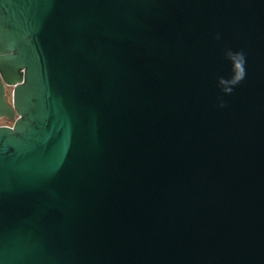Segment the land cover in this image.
I'll return each mask as SVG.
<instances>
[{
    "label": "water",
    "instance_id": "95a60500",
    "mask_svg": "<svg viewBox=\"0 0 264 264\" xmlns=\"http://www.w3.org/2000/svg\"><path fill=\"white\" fill-rule=\"evenodd\" d=\"M2 119L0 264H264V0H0Z\"/></svg>",
    "mask_w": 264,
    "mask_h": 264
},
{
    "label": "clouds",
    "instance_id": "9594fccd",
    "mask_svg": "<svg viewBox=\"0 0 264 264\" xmlns=\"http://www.w3.org/2000/svg\"><path fill=\"white\" fill-rule=\"evenodd\" d=\"M226 55L228 56L229 59L234 61V68L236 70V76H235V79L233 81H231V83L234 84V83H237L241 79L244 78V68H243L244 57H243L242 53H237V54L234 55L230 51H228L226 53ZM220 83L221 84H227L229 82L221 79ZM224 90H225V92H229L230 93L232 89L231 88H225ZM221 106H223V104Z\"/></svg>",
    "mask_w": 264,
    "mask_h": 264
},
{
    "label": "flooded vegetation",
    "instance_id": "af4514ba",
    "mask_svg": "<svg viewBox=\"0 0 264 264\" xmlns=\"http://www.w3.org/2000/svg\"><path fill=\"white\" fill-rule=\"evenodd\" d=\"M12 87H5V92H6V97H7V100H8V92H9V95L12 93ZM0 121H4L3 123H8V121L7 120H5V119H2V120H0ZM3 123H1V124H3Z\"/></svg>",
    "mask_w": 264,
    "mask_h": 264
},
{
    "label": "rangeland",
    "instance_id": "374dc122",
    "mask_svg": "<svg viewBox=\"0 0 264 264\" xmlns=\"http://www.w3.org/2000/svg\"><path fill=\"white\" fill-rule=\"evenodd\" d=\"M8 100L10 101L11 100V94L9 95V92H8ZM4 121H0V124L3 123Z\"/></svg>",
    "mask_w": 264,
    "mask_h": 264
},
{
    "label": "built area",
    "instance_id": "2783aa9c",
    "mask_svg": "<svg viewBox=\"0 0 264 264\" xmlns=\"http://www.w3.org/2000/svg\"><path fill=\"white\" fill-rule=\"evenodd\" d=\"M0 125H11V123L10 122H8V123H3V124H0Z\"/></svg>",
    "mask_w": 264,
    "mask_h": 264
}]
</instances>
